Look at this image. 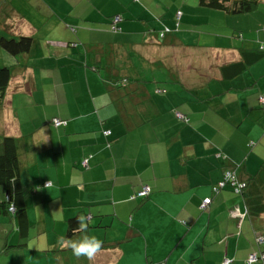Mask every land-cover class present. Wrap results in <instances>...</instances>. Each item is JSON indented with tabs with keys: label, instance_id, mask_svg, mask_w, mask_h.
<instances>
[{
	"label": "crops",
	"instance_id": "0c3cea01",
	"mask_svg": "<svg viewBox=\"0 0 264 264\" xmlns=\"http://www.w3.org/2000/svg\"><path fill=\"white\" fill-rule=\"evenodd\" d=\"M263 5L229 16L198 0H7L16 35L35 45L0 108L28 217L22 228L0 215V264H246L264 252V214L230 185L214 192L227 171L249 182L264 162V55L222 73L261 51ZM178 11L179 31L158 43ZM142 185L149 197L131 201ZM79 215L103 241L92 261L59 244Z\"/></svg>",
	"mask_w": 264,
	"mask_h": 264
},
{
	"label": "trees",
	"instance_id": "16d2710c",
	"mask_svg": "<svg viewBox=\"0 0 264 264\" xmlns=\"http://www.w3.org/2000/svg\"><path fill=\"white\" fill-rule=\"evenodd\" d=\"M7 0H0V108L3 109L7 102V97L12 90V85H14L16 79L19 76H25V72L30 66L28 65L30 60L24 59L22 57L28 56L32 53L35 45V39L31 36L16 35L14 31V23L11 14L8 13L7 6H4ZM199 5L210 9L219 10L225 14L232 16H243L252 13L260 8L263 0H198ZM122 16L114 15L110 19V27L113 33H120L122 28L120 23L123 21ZM182 19V12L178 11L175 15V28H170L166 25L158 32L157 41L162 43L166 37L174 32L179 31ZM12 20V21H11ZM11 21V22H10ZM167 29V31L165 30ZM163 33V35H161ZM243 37L239 35V37ZM261 49V48H260ZM264 50H261L257 55L248 54L246 61L241 60L237 63H232L228 65H223L222 73L226 79L233 78L239 74H242L248 66L252 65L254 62L263 57ZM28 66V67H27ZM125 84V83H124ZM16 89H14L15 91ZM263 98V99H262ZM260 108L264 111V96L259 97ZM182 117H180V116ZM177 118L181 121L187 122V117L185 118L182 114H178ZM59 124V125H57ZM53 125L55 127H63L67 125L65 120H54ZM110 131H106L105 135L109 136ZM85 162H87L85 164ZM89 158L83 159L81 165L84 168H88ZM22 171L23 167L20 161V151H19V140L13 136H8L4 134L0 141V215L16 216L18 222L22 228H26L28 224L27 217V206H26V196L23 188L22 182ZM227 172L235 173L238 181L240 183H245V187L239 188L237 193L230 184H226L224 187H220V182L215 188L214 192L218 193L220 190L225 189L227 186H231L232 191L238 195H242L246 204V209L248 214L252 216H261L264 214V162L261 165L258 173L255 174L249 182L240 181L235 171L229 170ZM226 172V173H227ZM225 173V174H226ZM225 177V175H224ZM45 186H50V184H44ZM43 185V186H44ZM237 189V187H235ZM147 189V192L145 191ZM146 192V194H143ZM150 188L148 186L142 185L138 191H136L131 197V201L136 200H146L150 195ZM7 197V198H6ZM11 201H15L16 210L15 212L8 211V204ZM205 201V200H204ZM209 201V200H208ZM203 203V202H202ZM201 209L205 210L206 208ZM209 205V204H208ZM77 217H72L69 219L68 229L66 233V238H74L80 233H73V229L78 227ZM90 228V225H88ZM258 243L262 246L263 241ZM252 254L258 255V261L249 263V257ZM229 260V264L232 260L225 258L223 263ZM246 264H264V252L259 251V253H251Z\"/></svg>",
	"mask_w": 264,
	"mask_h": 264
},
{
	"label": "clouds",
	"instance_id": "9594fccd",
	"mask_svg": "<svg viewBox=\"0 0 264 264\" xmlns=\"http://www.w3.org/2000/svg\"><path fill=\"white\" fill-rule=\"evenodd\" d=\"M167 31V29H165ZM163 35V33H161ZM261 50H264V44L260 45ZM7 198V197H6ZM16 204L15 201H11L8 204V211L15 212ZM78 227L73 229V233H85L79 239H71L66 237L59 238V244L62 247L69 249L73 256L77 259L86 258L89 261L94 260L98 253L103 249V241L97 238L95 235H89L88 225L89 220L86 215H79L77 217Z\"/></svg>",
	"mask_w": 264,
	"mask_h": 264
},
{
	"label": "built area",
	"instance_id": "2783aa9c",
	"mask_svg": "<svg viewBox=\"0 0 264 264\" xmlns=\"http://www.w3.org/2000/svg\"><path fill=\"white\" fill-rule=\"evenodd\" d=\"M262 99H263V98H262ZM179 116H180V115H179ZM180 117H182V116H180ZM57 125H59V124H57ZM86 163H87V162H85V164H86ZM226 184H230L232 187H234V189H235V191H236L237 193L239 192V188H241V187H245V186H246L245 183H240V182L238 181V179H237L235 173H233V172H227V173L225 174L224 182H222V183L220 184V187H224ZM235 187H237V189H236ZM145 191L147 192V189H145ZM146 192H143L142 195H143V194H146ZM208 204H209V201H208V200L203 201V203H202V208H206V207L208 206ZM235 216H238V214H235ZM259 241L262 242L263 239H260ZM256 261H258V255H257V254H252V255L249 257V263H253V262H256ZM229 262H230L229 260H226V261L224 262V264H229Z\"/></svg>",
	"mask_w": 264,
	"mask_h": 264
},
{
	"label": "rangeland",
	"instance_id": "374dc122",
	"mask_svg": "<svg viewBox=\"0 0 264 264\" xmlns=\"http://www.w3.org/2000/svg\"><path fill=\"white\" fill-rule=\"evenodd\" d=\"M262 8H264V5L262 6ZM17 10H18V9H16V11H17ZM17 12H18V11H17ZM223 21H224V20H222V23H223ZM223 26H226V25H223ZM226 28H227V27H226ZM228 29H229V28H228Z\"/></svg>",
	"mask_w": 264,
	"mask_h": 264
}]
</instances>
